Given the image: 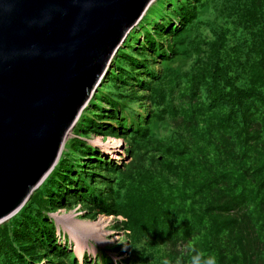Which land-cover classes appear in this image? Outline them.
<instances>
[{
  "label": "trees",
  "instance_id": "trees-1",
  "mask_svg": "<svg viewBox=\"0 0 264 264\" xmlns=\"http://www.w3.org/2000/svg\"><path fill=\"white\" fill-rule=\"evenodd\" d=\"M169 1L160 15L151 6L118 49L120 76L108 71L76 128L83 137L95 132L83 130L105 116V93L127 115L113 108L127 122L114 119L105 131L123 126L129 162L84 172V144L69 141L33 197L0 226V264H77L65 249L45 248L49 203L126 215L134 241L112 249L125 251L124 264H264V0ZM139 73L150 82L135 91L129 81L139 84ZM142 105L147 128L132 119ZM101 187L120 204L94 192Z\"/></svg>",
  "mask_w": 264,
  "mask_h": 264
},
{
  "label": "water",
  "instance_id": "water-1",
  "mask_svg": "<svg viewBox=\"0 0 264 264\" xmlns=\"http://www.w3.org/2000/svg\"><path fill=\"white\" fill-rule=\"evenodd\" d=\"M156 0H0V224L57 165L127 35Z\"/></svg>",
  "mask_w": 264,
  "mask_h": 264
},
{
  "label": "rangeland",
  "instance_id": "rangeland-1",
  "mask_svg": "<svg viewBox=\"0 0 264 264\" xmlns=\"http://www.w3.org/2000/svg\"><path fill=\"white\" fill-rule=\"evenodd\" d=\"M156 1L151 5V6L153 5L156 6L154 9L151 10V12H154L157 15H160L163 12L162 11L163 8L164 10L168 8L169 5L166 6L168 2H172L169 0H162V2L158 3ZM171 4L173 5V2ZM140 22L127 35L124 42L127 41L129 35H131L133 31H136L137 28L139 29L138 26ZM139 39L141 40V42H146V37L143 35H140ZM124 42L121 45V47L125 44ZM130 50H133V49H130ZM162 54H164V52H162ZM115 56H117V54ZM158 61L159 60H155L153 65L159 66L160 62ZM114 62H115V59L113 58L111 62V66L108 71L112 70L113 74H115L116 76H120L119 72L117 71V68H114ZM108 74L109 72L106 73L104 78ZM138 76L141 79L140 80L141 82L139 84H137V82H134L136 81L134 79L129 81L133 85L132 88H134L135 91H139L140 90L139 88L145 85L144 83L150 82V80H148V75L139 73ZM104 78L101 80V83L98 86L97 90L100 88L102 82L103 81L105 82ZM137 85L140 87H136ZM95 94L92 96L90 102L87 104V107L82 111L81 115L87 112V109H89L90 106L93 104L92 100L94 99ZM106 97L107 96L105 95V93L101 94V98L98 96L99 108L102 111V114H105V116L99 117L100 119L95 117V119L99 122V124L93 118L92 120L93 124L87 123L85 127L88 129L83 130L84 134L88 133L89 130H93V129L95 130V132L94 133L92 132L86 137H83L82 136L83 134L79 135L78 132L76 131V128L78 127V125H81V121H79L80 123L77 121L76 125L73 128L72 133L70 134V136L65 142V145L62 150L59 161L61 160L63 153L70 150V147H69V150L67 148L69 144H71L69 141L77 139L83 142L84 144L83 146H80L81 150L85 151V154L81 155L82 159H80V163L82 167L84 168V172L86 171L98 172L102 170L103 172H105L106 168L108 167L123 166L124 164L129 162L130 159L127 154L128 152L127 145L121 139L122 138L121 136H123V133L121 132L123 131L122 129L123 126H121L120 124L114 129V131H111V132L105 131V128H113V126L115 127V123L117 122L115 120H120V121L123 120L120 118V116H116V115H119L120 110L122 109V106L110 104L109 100H107ZM142 107H143V110H141L139 107L141 112L139 114H136V116H133L132 119L134 120L133 123H136L139 120L138 124L142 123L144 124L143 126L147 128L148 123H145V121L149 119L148 112H147L149 111V109L147 105H142ZM113 108H118V109H115L116 115L113 111ZM96 113L99 114V111H97ZM123 114H124L123 118H127V115L124 112ZM144 116L147 118L144 119ZM123 122H127V121L123 120ZM129 123L131 122H128V124ZM161 124H164V122H162ZM96 125L98 126L97 129H95L94 127ZM156 126L157 124L153 119L150 123L149 128L150 130H153V129H156ZM105 144L115 145V148L110 149L108 153H106L105 151H103V147H104L103 145ZM97 160H101V162L98 163ZM99 180H105V179L100 178ZM92 185L93 184L91 183V186ZM94 192L97 194L106 193L107 195L106 198L110 202V206L112 203V198L114 202L116 203V205L120 204L121 202L120 199H117L116 195L111 197L110 192H107V190L103 189L102 187L100 189H94ZM33 194L30 197V199L33 197ZM53 199L56 200L57 202L59 198L54 197ZM109 209H110L109 213L106 212L103 214L102 213L90 214L88 211L81 209L78 204L77 205H72V204L59 205L55 203L53 204L49 203L48 211L46 212L45 217L48 223L52 225V227L50 225L48 227V231H47L48 238L47 239L49 243L48 244L46 243V246H49V247H45V248H52V249L56 248L54 252H56L57 250H60L59 247L63 248L65 249L68 255V259H72V258L76 259L77 264H109V263L124 264V261L126 259L125 251L123 250L122 253H117L113 251L112 249L114 246L118 244H121V245L126 244L127 246L129 244V241H134V239L130 238L129 233L127 229L125 228L128 222V217H126V215H123L122 212L119 213L114 207H110ZM99 218L106 219L105 225L102 228V230L105 233L104 235H100L101 230L99 228L87 226L88 224H93L97 222ZM42 220L43 219H41L40 216H37L36 224L40 223ZM8 221H5L4 223L0 224V226H3ZM69 222H74L77 224L75 227L77 228L76 231L71 228L73 227V225L71 227L69 226L71 224ZM41 248H44V246H41ZM146 250L148 251L149 249L147 248ZM45 251H46L45 258H48L50 252L47 250ZM71 254H73L74 257H72ZM50 257L53 258V256H50ZM20 258H21L22 264H30L26 262L25 260H23L22 257ZM140 260H143V258L140 257ZM36 262L37 264H53V261L51 262V261L41 260V261H36ZM69 263L70 261L66 262L65 264H69Z\"/></svg>",
  "mask_w": 264,
  "mask_h": 264
},
{
  "label": "bare ground",
  "instance_id": "bare-ground-1",
  "mask_svg": "<svg viewBox=\"0 0 264 264\" xmlns=\"http://www.w3.org/2000/svg\"><path fill=\"white\" fill-rule=\"evenodd\" d=\"M103 146H104V147H103V151H105L106 153H108V151H109L110 149L115 148V145L105 144V145H103ZM70 219H71V218H70ZM105 222H106V219H104V218H99V220H98L97 222H95V223H93V224H88L87 226H91V227L99 228V229L101 230L100 235H104L105 233H104V231L102 230V228L104 227ZM69 223H71L69 226L71 227V226L73 225V227H71V228H72L73 230L76 231L77 228H75V227H76L77 224L74 223V222H69Z\"/></svg>",
  "mask_w": 264,
  "mask_h": 264
}]
</instances>
